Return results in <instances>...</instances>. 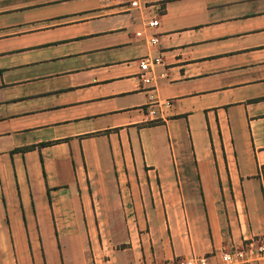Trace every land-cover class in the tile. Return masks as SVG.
Returning <instances> with one entry per match:
<instances>
[{"label":"crops","instance_id":"0c3cea01","mask_svg":"<svg viewBox=\"0 0 264 264\" xmlns=\"http://www.w3.org/2000/svg\"><path fill=\"white\" fill-rule=\"evenodd\" d=\"M139 2L0 0V264L264 242V0Z\"/></svg>","mask_w":264,"mask_h":264},{"label":"built area","instance_id":"2783aa9c","mask_svg":"<svg viewBox=\"0 0 264 264\" xmlns=\"http://www.w3.org/2000/svg\"><path fill=\"white\" fill-rule=\"evenodd\" d=\"M139 0H130L131 7H139ZM159 21L153 19L147 23V28L158 27ZM137 36H142V32H137ZM150 43L153 45L158 44L156 36L149 37ZM160 58L150 60L148 57L140 60V70L142 72L141 79L144 84H150L153 81L152 77L147 75L151 64H159ZM215 261L211 262L208 257H193L183 262H167L164 264H264V243L253 244L248 243L242 248L233 252H222L213 254Z\"/></svg>","mask_w":264,"mask_h":264},{"label":"rangeland","instance_id":"374dc122","mask_svg":"<svg viewBox=\"0 0 264 264\" xmlns=\"http://www.w3.org/2000/svg\"><path fill=\"white\" fill-rule=\"evenodd\" d=\"M154 81H152L150 84H152ZM152 113H154V111H152ZM248 243H253V244H258L259 243H264V242H254V241H248V242H245L244 244H242L241 246H239L238 248H233L231 251H221L220 253L222 252H233L235 250H238L240 248H242L243 246H245L246 244ZM214 253H211V254H206V255H190V256H187V257H179V258H175V259H172V260H168V261H165V262H162V263H153V264H164V263H167V262H173V261H176V262H183V261H186L188 260L189 258H193V257H208L210 258L211 262H214L215 259H214V256H213Z\"/></svg>","mask_w":264,"mask_h":264}]
</instances>
